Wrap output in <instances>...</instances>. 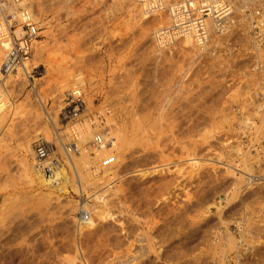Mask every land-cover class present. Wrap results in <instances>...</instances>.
<instances>
[{"label":"rangeland","instance_id":"obj_1","mask_svg":"<svg viewBox=\"0 0 264 264\" xmlns=\"http://www.w3.org/2000/svg\"><path fill=\"white\" fill-rule=\"evenodd\" d=\"M29 1L30 11L33 10L41 29L42 38L34 47L39 49L33 50L28 78L15 73L12 79H5V86L0 84L1 94L8 101L6 107L0 108V218L3 220L0 221V264H119V261L130 264L134 258L137 259L133 264H220L222 261L211 258L213 252H221L226 245V228L242 246L238 249L242 256L235 260L236 251L232 252L231 258L221 264H264V201L259 197L264 192V159L263 165L257 159L259 153L264 156L261 129L264 71L255 70L257 59L246 32L234 24L223 27L213 34L216 39L209 41L205 52L197 45L198 48H192L195 52L189 48V53L187 47L179 44L170 53L174 62L168 57L171 63H166L167 72H163V69L156 71L151 60L156 50V43L151 39L157 29L153 26L156 22L143 25L144 28L137 25L124 15L121 7L117 8L118 0L112 2L115 5L109 2L113 8L108 2L92 0ZM37 52L41 55L34 57ZM68 74L74 75L72 80L76 78L74 84L84 86L78 93L83 96L85 107L87 98L92 99L94 108L90 116L111 103L107 106L116 114V127L125 125L123 128L131 141L124 177L109 183L101 181L96 189L92 186L82 194L76 186L79 178L69 169L68 159L60 150H56L55 157L64 165L69 180L61 190H58L59 182L44 184L32 171L29 176L21 161L24 154H29L22 147L31 145L34 150V145L43 137L44 141L56 144L49 119L61 120L59 115L73 85H69ZM138 121L144 128L134 131L132 125ZM169 127H173L172 131ZM246 154L253 166V176L249 186H240V195L233 201ZM27 158L30 160V155ZM158 166L164 167L161 175L155 172ZM97 196H104L101 199L107 203L110 218L105 212L103 217L108 220L103 222L101 217L100 225L85 228L81 224L82 211L89 212L87 208L96 205ZM84 202L89 206L82 207ZM239 223L243 224V230L237 227ZM146 250L150 252L148 257H141ZM156 253L162 258L166 256L165 260H159ZM194 253L199 261L193 259ZM182 254L183 257H178Z\"/></svg>","mask_w":264,"mask_h":264},{"label":"bare ground","instance_id":"obj_2","mask_svg":"<svg viewBox=\"0 0 264 264\" xmlns=\"http://www.w3.org/2000/svg\"><path fill=\"white\" fill-rule=\"evenodd\" d=\"M70 0H68L69 2ZM93 2H96V3H99V2H108V5H111L112 2H116L117 0H92ZM109 2H111L109 4ZM184 0H118L116 3L117 4H120V5H116L117 8L118 7H121L123 9V13L124 15L126 16H129L133 22L137 23V25L139 24V26L142 25H147L149 23H155L153 26H157V29L154 30V33L152 34L153 37H151V39L153 40V42L156 43V50L154 51V55L151 57V60L152 62H154V66H155V69L156 71H159L163 69V72H167L166 71V63H168L169 61L167 60L168 57H171L172 55L170 54L171 51L173 50H176V48L179 46V44H181L182 46L180 47H183V45L185 46V49L186 47L191 50L194 51V48L195 46L199 47V45L201 46V50H204V49H207L208 47V44H209V41H213L214 39V35L213 34H217L219 33L218 31H220L221 29H223V27L221 26V24H219L218 22H216L214 19L212 18H207L205 19L203 22H204V31L206 33V40H203L201 39V37L199 36V30L196 29L195 26H193V24L190 26V27H187L186 29H182L179 25H178V21L177 19L180 18V13H181V10L179 8V4L183 3ZM33 3V2H32ZM107 4V3H106ZM114 4V3H112ZM115 5V4H114ZM112 6V5H111ZM115 6V8H116ZM19 7H25L27 8L29 11H30V1L28 2V0H23L20 4H19ZM44 7V6H43ZM113 8V6H112ZM114 8V9H115ZM119 8V9H121ZM121 9V10H122ZM263 9H264V5H263ZM117 10V9H116ZM115 10V11H116ZM120 10V11H121ZM33 11V10H32ZM30 11L31 15H32V18L33 20L36 22V19H35V16L33 14V12ZM119 12V11H118ZM46 15V14H45ZM112 15V14H111ZM126 16V17H127ZM198 16H194V18H197ZM125 18V17H124ZM128 18V17H127ZM131 19H128V20H131ZM38 20V19H37ZM120 20V19H119ZM127 20V21H128ZM194 20H197V19H193L192 21ZM242 19H240L241 21ZM131 22V21H130ZM126 23V22H125ZM124 23V24H125ZM37 24V22H36ZM134 24V23H132ZM245 24V25H243ZM38 25V24H37ZM235 25V24H234ZM242 26H237V27H241L242 31L243 32H248L247 33V36H248V42L250 43L251 45V48H253L252 46V42L250 40V34H249V29H250V24L245 22V23H242L241 24ZM232 26V24H231ZM150 27V26H149ZM144 28V27H143ZM153 28V27H152ZM156 28V27H154ZM227 28V27H226ZM229 28V27H228ZM147 30V29H145ZM144 30V31H145ZM149 31V30H147ZM225 31V30H224ZM231 31V30H230ZM229 31V32H230ZM153 32V31H152ZM151 33V32H150ZM222 33V32H221ZM227 33V31H226ZM225 33V34H226ZM149 35V34H147ZM230 35V34H229ZM218 36V35H217ZM149 38V37H148ZM219 38V37H218ZM222 39V38H221ZM38 42V41H37ZM37 42H34V44L32 45V52H31V55L29 56V58L25 61L24 63V66L20 67L17 69V71H6V70H3V65H4V58H5V55L6 53L4 52L2 46H1V43H0V63L3 61V63H1L0 65V78H2V81H0V84L1 86H5V79L8 78V79H12L13 78V74L17 73V74H21L26 76L25 78H28L29 77V73L31 71V64H30V58L33 56V50L37 49V46L36 48L34 49L35 47V44ZM218 42V41H217ZM154 43V44H155ZM196 44V45H195ZM37 45V44H36ZM178 45V46H177ZM203 45V46H202ZM212 45V44H211ZM197 47V48H198ZM206 47V48H205ZM254 48H256L254 46ZM39 49V48H38ZM37 49V50H38ZM147 49V48H146ZM182 49V48H180ZM184 49V50H185ZM190 49L189 52L190 53ZM145 50V49H144ZM244 50V48H243ZM180 51V50H179ZM178 51V52H179ZM192 51V52H193ZM182 52V51H181ZM180 52V53H181ZM186 52V54H188ZM191 54H195L194 52ZM201 52V51H199ZM205 52V50H204ZM146 53V52H145ZM169 53V54H168ZM178 53V54H180ZM256 53H257V58L264 62V50H256ZM173 54V57H175V53H172ZM185 54V55H186ZM200 54V53H199ZM41 54H39V52H37L35 54L34 57H37V56H40ZM171 55V56H170ZM180 56V55H179ZM187 56V55H186ZM138 57V56H137ZM178 57V56H177ZM148 58V57H147ZM172 59V57L170 58V60ZM183 59V58H182ZM194 59V58H193ZM244 59V58H243ZM173 60V59H172ZM171 60V62H172ZM169 62V63H171ZM174 62V60H173ZM177 62V61H176ZM175 62V63H176ZM190 62V61H189ZM168 63V65H169ZM214 63V62H213ZM189 65V64H188ZM213 65V64H212ZM172 66V65H171ZM178 66H179V63H178ZM152 67V66H151ZM169 67V66H168ZM174 68V67H173ZM172 68V69H173ZM171 69V68H170ZM184 69V68H183ZM130 70V69H129ZM168 70V68H167ZM50 71V70H49ZM128 71V70H127ZM194 71V70H193ZM207 71V70H206ZM264 71V68H262L261 72ZM67 72V71H66ZM65 72V73H66ZM126 72V71H125ZM179 72V71H178ZM48 73V72H47ZM72 73V72H71ZM161 73V71H160ZM174 73V72H173ZM182 73V72H181ZM251 73V72H250ZM256 73V72H255ZM260 73V72H259ZM264 73V72H263ZM49 74V73H48ZM47 74V75H48ZM135 74V73H134ZM133 74V75H134ZM149 74V73H148ZM164 74V73H162ZM161 74V75H162ZM190 74V73H189ZM262 74V73H261ZM128 75V74H127ZM136 75V74H135ZM167 75V74H165ZM263 75V74H262ZM145 76V75H144ZM164 76V75H163ZM170 76V75H168ZM172 76V75H171ZM68 82H69V85L75 81V79L72 80V78L74 77V75L72 74H68ZM174 78V77H173ZM204 78V77H203ZM202 78V79H203ZM136 79V78H135ZM164 79V78H163ZM168 79V78H167ZM178 79V78H176ZM128 80H129V77H128ZM138 80V79H137ZM174 80V79H173ZM180 80V79H179ZM262 80V79H261ZM121 81V80H120ZM143 81V80H142ZM257 81V79H256ZM26 82V81H25ZM113 82V81H112ZM123 82V81H122ZM132 82V81H131ZM134 84V82H132ZM169 83V82H168ZM200 83V82H199ZM264 83V82H263ZM80 84V83H79ZM74 84L73 85L71 84L70 88H72V90L70 91V94H74V92H78L79 89H83L84 90V86L81 87V84ZM83 84V83H82ZM130 84V83H129ZM92 85V84H91ZM124 85V84H123ZM137 85V83H136ZM165 85V84H164ZM194 85V84H193ZM201 85V84H200ZM122 86V85H121ZM127 86V85H126ZM135 86V84H134ZM139 86H141V83L139 84ZM256 86V85H255ZM164 87V86H163ZM6 88V87H4ZM117 88V87H116ZM115 88V90H117ZM133 88V86H132ZM137 89V87H134ZM133 88V89H134ZM139 88V87H138ZM181 88V87H180ZM261 88V87H260ZM264 88V87H263ZM124 89V88H123ZM164 89V88H163ZM140 90V88H139ZM138 90V91H139ZM148 90V89H147ZM259 90V89H258ZM260 90H263V89H260ZM259 90V91H260ZM82 92V90H80ZM134 91V90H133ZM159 91V90H158ZM172 91V90H171ZM258 91V92H259ZM3 92V91H2ZM125 92V91H124ZM131 92V91H130ZM137 92V91H136ZM156 92V91H155ZM183 92V91H182ZM185 92V91H184ZM4 93V92H3ZM133 93V92H132ZM138 93V92H137ZM179 93V92H177ZM261 93V92H260ZM263 93V92H262ZM157 94V93H156ZM259 94V93H257ZM132 95V94H131ZM134 96L136 94H133ZM159 95V94H158ZM133 96V98H134ZM146 96V95H145ZM154 96V95H153ZM157 96V95H156ZM175 96V95H174ZM88 97V96H86ZM143 97V96H142ZM160 97V96H159ZM158 97V98H159ZM162 97V96H161ZM160 97V98H161ZM184 97V96H182ZM156 99V97H154ZM153 98V99H154ZM152 99V98H151ZM162 99V98H161ZM160 99V101H161ZM179 99V98H178ZM255 99V98H254ZM172 100V99H171ZM264 100V99H263ZM5 98L3 97V95L1 94V91H0V108L2 107H6V104L8 103V101H5ZM87 107H85L83 113L76 119L74 120H71L67 123V126H63V123H61V120H59V122L55 119H49L50 122H51V126L53 127V129L51 130L55 135V138H54V141L56 144H54V142L52 141V144L51 143V146L53 148V157L56 158L57 156L55 155L56 154V150H60L61 151V154H63L66 158V164L68 167H70L69 169L73 172V174L79 178V184L77 183V189L79 190L80 194L83 193V191L86 192V190L92 186L96 187L98 186V183L101 182V181H107L108 183L112 180H121L124 176H123V173H124V169H125V164L127 163V160L128 159V149L130 147V144H131V141H130V136L127 135L126 133V129L123 128L125 127V125H123V127L121 126H118L116 127V122H114V117H116L114 115V112L113 110L111 109V107L107 106L108 104H111V103H107L106 106L104 105L100 110L98 109L97 113H95L96 115L94 116H90L92 114H89L90 112H92L93 108H94V103L92 101V99L90 97L87 98ZM140 101V100H139ZM149 101V100H148ZM157 101V99H156ZM155 101V102H156ZM187 101V100H186ZM256 101V100H255ZM39 102L40 104L42 105V108L43 110L45 111L46 110V107L43 103V101L41 99H39ZM171 102V101H170ZM185 102V101H184ZM188 102V101H187ZM137 103V102H136ZM169 103V102H168ZM190 103V102H189ZM188 103V104H189ZM193 103V102H192ZM146 104V103H145ZM152 104V103H151ZM158 104V103H157ZM173 104V103H172ZM182 104V103H181ZM211 104V103H210ZM209 104V105H210ZM4 105V106H3ZM8 105V104H7ZM112 105V104H111ZM140 105V103H139ZM154 105V103H153ZM162 110L165 111V109L162 107V103H160ZM180 105V104H179ZM65 106V105H64ZM147 106V105H146ZM150 106V105H149ZM186 106V105H185ZM264 106V105H263ZM134 107V106H133ZM142 107V106H141ZM151 107V106H150ZM180 107V106H179ZM182 107V106H181ZM180 107V108H181ZM195 107V106H194ZM125 108V107H124ZM131 108V107H130ZM135 108V107H134ZM138 108V107H137ZM147 108V107H146ZM149 108V107H148ZM183 108V107H182ZM188 108V107H187ZM172 109V108H171ZM63 110V109H62ZM157 110V109H156ZM161 110V109H160ZM159 110V111H160ZM161 110V111H162ZM182 110V109H181ZM185 110V109H184ZM125 111V109L123 110ZM135 111V110H134ZM162 111V112H164ZM169 111V110H168ZM167 111V112H168ZM178 111V109H177ZM183 111V110H182ZM200 111V110H199ZM62 112V111H61ZM94 112V111H93ZM130 113V111H128ZM137 112V111H136ZM135 112V113H136ZM184 112V111H183ZM49 113V112H48ZM126 113V112H125ZM173 113V112H172ZM176 113V112H175ZM61 114V113H60ZM137 114V113H136ZM163 114V113H162ZM171 114V113H170ZM179 114V113H178ZM118 115V114H117ZM161 115V114H160ZM175 115V114H174ZM173 115V116H174ZM209 115V114H208ZM51 116V115H50ZM60 116V115H59ZM138 116V115H137ZM164 116V115H163ZM166 116V115H165ZM170 116V115H169ZM183 116V114H182ZM213 116V115H212ZM134 117V116H133ZM136 117V116H135ZM134 117V118H135ZM140 117V116H139ZM51 118V117H50ZM53 118V117H52ZM99 118H102L103 121H100ZM123 118V117H122ZM163 118V117H162ZM155 119V118H154ZM157 119V118H156ZM169 119V118H168ZM178 119V118H177ZM47 120V119H46ZM55 120V121H54ZM172 120V118H171ZM57 121V122H56ZM137 120H135L136 122ZM143 121V120H142ZM145 121V120H144ZM143 121V123H144ZM181 121V120H180ZM188 121V120H187ZM262 121V120H260ZM73 122H75L73 124ZM139 122V121H138ZM134 123V125H132L135 130L134 131H141L143 130L144 128V124L142 122H139V123ZM124 123V122H123ZM159 123V122H158ZM226 123V122H225ZM262 123V122H261ZM70 124V125H69ZM133 124V123H132ZM136 124V125H135ZM161 124V123H160ZM180 124V123H179ZM260 124V123H259ZM262 127L261 129H263L264 131V123H262ZM118 125V124H117ZM70 126V127H68ZM146 126V125H145ZM47 127V126H46ZM256 127V126H255ZM152 128V127H151ZM157 128V127H156ZM159 128V127H158ZM173 127H169V129ZM186 128V127H185ZM194 128V127H193ZM47 133L48 134H51L49 128H47ZM132 130V129H131ZM148 130V129H147ZM156 130V129H155ZM171 130V129H170ZM212 130V129H211ZM162 131V130H160ZM172 131V130H171ZM174 131V130H173ZM182 131V130H181ZM258 131V130H257ZM261 130V134L263 132ZM196 132V131H195ZM251 132V131H250ZM256 132V130H255ZM44 133V132H43ZM129 133V132H128ZM136 133V132H135ZM159 133V131H158ZM183 133V132H182ZM201 133V132H200ZM208 133V132H207ZM41 134V133H40ZM45 134V133H44ZM133 134V132H132ZM172 134V133H171ZM202 134V133H201ZM210 134H211V131H210ZM260 134V135H261ZM48 136V135H47ZM51 136V135H50ZM42 138V137H40ZM44 138L40 141H38L34 146V150L32 149L31 145L30 147H27L26 149L24 147H22L24 150V153L28 152L30 155V160H28L27 156L24 154H22V166L24 167V171L25 173L29 174L31 171L33 174H35L36 177H38V179L42 182V183H52V182H59L60 183V189L58 190H61L62 188L61 187H66L67 185V182H69L68 178H67V170L65 172V169H64V165L61 163L60 160H58V158H56V161H45L42 165H39V161H38V157H37V153H36V147L37 145L43 143V142H46L44 141ZM137 138V137H135ZM142 138V137H141ZM39 139V138H38ZM200 138H198V141H199ZM203 139V138H202ZM261 140V139H260ZM29 141V140H28ZM50 141V140H48ZM145 141L148 142V140L146 139ZM144 141V142H145ZM180 141V140H179ZM250 141V140H249ZM96 142H98L96 144ZM259 142V141H258ZM27 144V143H26ZM31 144V143H29ZM139 145V144H138ZM180 145V144H179ZM27 146V145H26ZM132 146V145H131ZM187 146V145H186ZM75 147V148H74ZM190 147V146H189ZM247 147V146H246ZM253 148V147H252ZM264 148V147H263ZM262 149V148H261ZM257 150V149H255ZM58 152V151H57ZM138 152V151H137ZM146 152V151H145ZM259 152V151H258ZM256 152V154L258 153ZM196 153V152H195ZM60 154V155H61ZM250 154V153H249ZM61 155V156H63ZM252 155V154H251ZM250 155V156H251ZM56 156V157H55ZM253 156V155H252ZM259 156V157H258ZM257 156V159H258V162L259 164L262 162V165H263V157L260 153L258 154ZM171 157V156H170ZM186 157V156H185ZM176 158V157H175ZM63 159V157H62ZM61 159V160H62ZM113 160V162L111 164H108V165H105V162L106 161H109V160ZM137 159V158H136ZM140 159V158H139ZM147 159V158H146ZM186 159V158H185ZM188 159V158H187ZM191 159V158H190ZM20 160V159H19ZM51 160V158H50ZM171 160V159H170ZM254 160V159H252ZM195 161V160H194ZM191 160V162H194ZM250 157L249 155L244 157V161H243V170H239L240 173V178H239V183L238 185L235 187L236 189L234 190L233 192V195H232V200L234 201V199L236 200L238 195H240V186L242 184H245L247 186H249L250 184V178L253 176V166H252V163L250 162ZM181 162V161H180ZM196 162V161H195ZM194 162V163H195ZM193 163V165H195ZM255 163V162H254ZM51 165L52 166V172H53V175L54 177H52V179H50L48 181V179L45 178V176L41 173L42 170H41V166L43 165ZM162 164V162H161ZM258 165V164H257ZM40 166V167H39ZM137 167V166H136ZM197 167H200V166H197ZM155 172L157 171L158 175H161V172L163 173L164 171V167L163 166H158L157 168H155ZM199 169V168H198ZM128 170V169H127ZM264 170V169H263ZM150 172V170H149ZM153 172V171H152ZM154 172V173H155ZM175 172V171H174ZM31 173V175H32ZM167 172H165L166 174ZM20 174V173H19ZM169 174V173H168ZM26 175V174H25ZM154 175V174H153ZM156 175V173H155ZM163 175V174H162ZM30 176V174H29ZM126 176V175H125ZM17 177V176H16ZM19 177V176H18ZM28 179V178H27ZM15 180V179H14ZM21 180V179H20ZM55 180V181H54ZM8 181V180H7ZM163 181V180H162ZM248 181V182H247ZM4 182V181H3ZM26 182V181H25ZM194 182V181H193ZM232 182V181H231ZM54 183V184H55ZM118 183V182H117ZM218 183V182H217ZM248 183V184H246ZM12 184V183H11ZM29 184V183H28ZM53 184V185H54ZM72 184V183H71ZM76 184V183H75ZM9 185V184H8ZM31 185V184H29ZM52 185V186H53ZM116 185V184H115ZM171 185V184H170ZM264 185V184H263ZM11 186V185H10ZM51 186V187H52ZM74 186V185H72ZM124 186V185H123ZM205 186V185H204ZM3 187V186H2ZM130 187V186H129ZM10 188V187H9ZM145 188V187H144ZM161 188V187H160ZM231 188V187H230ZM243 188V186H242ZM261 188V187H260ZM73 189V188H72ZM131 189V188H130ZM57 190V191H58ZM66 189H64V192H65ZM129 190V189H127ZM126 190V191H127ZM132 190H135L134 188ZM74 191H75V188H74ZM73 191V192H74ZM89 191V190H88ZM97 191V190H96ZM95 191V192H96ZM121 191V190H120ZM149 191V190H148ZM229 191V190H228ZM118 192V191H117ZM122 192V191H121ZM124 192V191H123ZM140 192V191H139ZM137 192V193H139ZM143 192V191H142ZM141 192V193H142ZM262 192V191H261ZM39 193V192H38ZM49 193V192H48ZM113 193V192H111ZM131 193V192H130ZM133 193V192H132ZM160 193V191H159ZM200 193V192H199ZM86 194V193H85ZM134 194V193H133ZM131 194V195H133ZM147 194V193H146ZM153 194V193H152ZM173 194V193H172ZM256 194V193H255ZM261 194V195H260ZM260 194H257L256 197L258 195H260L259 197H262L261 200L264 201V192L263 193H260ZM49 195V194H47ZM140 195V193H139ZM33 196V195H32ZM88 196V195H87ZM126 196V195H125ZM148 196V195H147ZM187 196V195H186ZM49 197V196H48ZM104 196H97L95 199V201L97 202L95 206H89L86 202L82 203L81 206L82 207H86V206H89L87 209H90L89 212L84 210L82 211V220H81V224L84 225L85 228H93L95 226V224H99L100 223L98 222V220L102 217L104 219V214H108L109 216L107 217L108 219L110 218V214L108 213V207L107 206V203L104 202V199H101L103 198ZM240 197V196H239ZM246 197V196H245ZM255 197V196H254ZM259 197H257V199H260ZM6 198V197H5ZM33 198V197H32ZM126 198V197H125ZM124 198V199H125ZM138 198V197H137ZM145 198V197H144ZM46 199V198H45ZM101 199V200H100ZM240 199V198H239ZM255 199V200H257ZM17 200V198L15 199ZM13 200V201H15ZM113 200V199H112ZM232 200H230V202L232 203ZM245 200V198H244ZM259 200V201H261ZM7 201V200H5ZM10 201V200H9ZM26 201V200H25ZM24 201V202H25ZM45 201V200H44ZM126 201V200H125ZM196 201V200H195ZM210 201V200H209ZM258 201V200H257ZM262 201V202H263ZM221 202V201H219ZM242 202V201H241ZM245 201H243L242 203H244ZM256 202V201H255ZM210 203V202H209ZM240 203V202H239ZM241 203V204H242ZM253 201H251V204L250 205H253L252 204ZM264 203V202H263ZM20 204V203H19ZM23 204V203H22ZM21 204V205H22ZM127 204V203H126ZM139 204V203H138ZM220 204V203H219ZM225 204V203H224ZM228 204V203H226ZM230 204V203H229ZM3 205V204H2ZM11 205H13V203H11ZM26 205V204H25ZM118 205V204H117ZM128 205V204H127ZM208 205V204H207ZM206 205V206H207ZM243 205V204H242ZM246 205V203H245ZM259 205V204H258ZM18 205H16L15 207H17ZM215 206V205H214ZM221 206V205H220ZM248 206V205H246ZM245 206V207H246ZM117 207V206H116ZM129 207H131L129 205ZM135 207V206H134ZM201 207V206H200ZM222 207V206H221ZM227 207V206H226ZM224 207V208H226ZM5 208V206H4ZM71 208V207H70ZM112 208V207H111ZM202 208V207H201ZM208 210L209 207H206ZM249 208V206H248ZM9 209V208H8ZM12 209V208H11ZM10 209V210H11ZM16 209V208H15ZM18 209H20L18 207ZM122 209V208H121ZM127 209V208H126ZM247 209V208H246ZM254 209V208H253ZM258 209V208H257ZM3 210H6V209H3ZM9 210V211H10ZM21 210H23L21 208ZM130 210V209H129ZM134 210V209H133ZM201 210V209H200ZM206 210H203V211H206ZM238 210V209H237ZM250 210H251V207H250ZM263 210V209H262ZM8 211V210H7ZM8 211V213H9ZM13 211V210H12ZM11 211V212H12ZM18 211V210H17ZM222 211V210H220ZM249 211V210H248ZM247 211V212H248ZM253 211V210H252ZM14 212V211H13ZM16 212V211H15ZM106 212V213H105ZM110 212V211H109ZM178 212V211H177ZM207 212V211H206ZM205 212V213H206ZM236 212V210H235ZM246 212V211H244ZM254 212V211H253ZM2 214V212H0ZM18 213V212H17ZM60 213V212H59ZM128 213V212H127ZM203 213V212H202ZM226 213V212H225ZM237 213V212H236ZM240 214V213H239ZM245 214V213H244ZM255 214V213H254ZM19 215V214H18ZM130 215V213H129ZM190 215V214H189ZM204 215V214H203ZM208 215V214H207ZM221 215V214H220ZM225 215V214H224ZM16 216V215H15ZM104 216V217H103ZM147 216V215H146ZM153 216V215H152ZM234 216V215H233ZM232 216V217H233ZM238 216V214L236 215ZM241 216V215H240ZM248 216V215H247ZM245 216V217H247ZM10 217V216H9ZM13 217V216H12ZM219 217V216H218ZM227 217V216H226ZM229 217V216H228ZM242 217V216H241ZM264 217V216H263ZM107 218H105L106 220H108ZM197 218H199L197 216ZM205 218V217H204ZM237 218V217H236ZM252 218V217H251ZM1 219V218H0ZM5 219H7L5 217ZM102 219V220H103ZM105 219L103 222H105ZM231 219V218H230ZM229 219V220H230ZM248 219V218H247ZM259 219V218H258ZM101 220V222H102ZM220 220V219H219ZM218 220V222H219ZM241 220V219H240ZM249 220V219H248ZM0 221H3L2 219ZM223 221V220H222ZM226 221V220H225ZM7 222V221H6ZM91 222V223H89ZM155 222V220H154ZM153 222V224H154ZM170 222V221H169ZM172 222V221H171ZM213 222V221H212ZM224 222V221H223ZM222 222V223H223ZM245 222V221H243ZM248 222V221H247ZM121 223V222H120ZM141 223V222H140ZM151 223V222H150ZM221 223V222H220ZM221 223V224H222ZM227 223V222H225ZM232 223V221H231ZM238 223V222H237ZM246 223V222H245ZM261 223V221H260ZM259 223V224H260ZM3 224V223H2ZM5 224V223H4ZM122 224V223H121ZM216 224V223H215ZM81 225V226H82ZM86 225V226H85ZM94 225V226H93ZM103 225V224H102ZM199 225V224H198ZM208 225V224H207ZM241 225V226H240ZM247 225V224H246ZM245 225V226H246ZM255 225V224H253ZM9 226V225H8ZM97 226V225H96ZM188 226V225H187ZM193 226V225H192ZM195 226V225H194ZM197 226V224H196ZM221 226V225H220ZM224 226V225H223ZM83 227V229H84ZM100 227V226H99ZM198 227V226H197ZM222 227V226H221ZM227 227V226H226ZM240 230H243V224L242 223H239L238 226H237ZM252 227V226H251ZM263 227V226H262ZM148 228V227H147ZM185 228V227H184ZM190 228H193V227H190ZM189 228V230H190ZM201 228V227H200ZM199 228V229H200ZM215 228V227H214ZM264 228V227H263ZM82 229V228H81ZM95 229V228H94ZM97 229V228H96ZM187 229V228H186ZM196 229V228H195ZM220 229V228H218ZM238 229V230H239ZM253 229V228H252ZM255 229V227H254ZM149 230V229H148ZM239 230V231H240ZM249 230V229H248ZM258 231V228L256 229ZM256 230L254 232H256ZM262 230V229H260ZM264 230V229H263ZM8 231V230H7ZM84 231V230H83ZM89 231V230H88ZM87 231V232H88ZM210 231V230H209ZM218 231V230H217ZM228 229L226 228L225 232L227 233V238H226V245L225 246H222V251L219 253H214L213 252V257L211 259H215V260H219V261H222L221 263L223 262H226L227 260H229L231 257L229 254H231L232 252H235L236 253V256H235V260H239V258H241V254L240 252L238 251V249H241L240 247V243L237 242V240H235L234 236H231L232 234H229L228 232ZM238 231V233H239ZM250 231V230H249ZM248 231V232H249ZM252 231V230H251ZM91 232V231H89ZM88 232V233H89ZM131 232V231H130ZM129 232V233H130ZM136 232V231H135ZM143 232V231H142ZM201 232V231H200ZM241 232V231H240ZM253 232V231H252ZM87 233V234H88ZM182 233V232H181ZM258 233V232H257ZM92 234V233H91ZM135 234V233H134ZM137 234V233H136ZM201 234V233H200ZM260 234V233H259ZM14 235V234H13ZM94 235V234H93ZM203 235V234H202ZM239 235V234H238ZM257 235V234H255ZM263 235V234H262ZM92 236V235H91ZM144 236V235H143ZM166 236V235H165ZM191 236V235H190ZM209 236V235H208ZM244 236L243 234L241 235V237ZM248 236V235H247ZM252 236V235H251ZM264 236V235H263ZM98 237V236H97ZM245 237V236H244ZM35 238V237H34ZM141 238V237H140ZM144 238V237H143ZM142 238V239H143ZM248 238V237H246ZM253 238V237H252ZM243 239V238H242ZM258 239V238H257ZM193 240V239H192ZM221 240V239H220ZM244 240V239H243ZM40 241V240H39ZM63 241V240H62ZM242 241V240H241ZM223 244V241H221ZM244 241H242L243 243ZM247 242V241H246ZM256 242V241H255ZM35 243V242H34ZM94 243V242H93ZM105 243V242H104ZM103 243V244H104ZM208 243V242H207ZM249 243V242H248ZM253 243V242H252ZM72 244V243H71ZM210 244V243H208ZM250 244V243H249ZM75 245V244H74ZM89 245V244H88ZM198 245V244H197ZM200 245V244H199ZM219 245V244H218ZM243 245V244H242ZM253 245V244H252ZM95 246V245H94ZM217 246V245H216ZM244 246V245H243ZM247 246V245H246ZM5 247V246H4ZM101 247V246H100ZM148 247V246H146ZM179 247V246H178ZM186 247V246H185ZM240 247V248H239ZM149 248V247H148ZM200 248H201V245H200ZM204 248V246H203ZM208 248V247H207ZM218 248V247H217ZM252 248V247H251ZM255 248V247H254ZM95 249V248H94ZM98 249V248H97ZM104 249V248H103ZM192 249V248H191ZM205 249V248H204ZM221 249V247H220ZM151 250V249H149ZM149 250H146L145 252L144 251H141L143 254L141 257H144V256H147L148 257V254L150 253ZM190 250V249H189ZM207 250V249H205ZM204 250V252H205ZM216 250V248L214 249ZM188 251V249H187ZM192 253L193 251L195 252V250H191ZM203 251V250H202ZM213 251V250H212ZM177 252V251H176ZM210 252V251H209ZM218 252V251H217ZM106 253V252H105ZM191 253V255H192ZM203 253V252H202ZM208 253V252H207ZM211 253V252H210ZM78 254V252H77ZM160 253H156L155 255L157 256V258L160 260V259H163L165 260L164 258H166V256L164 258H162V255L160 257L159 255ZM176 254V253H174ZM180 254V253H179ZM184 254V253H183ZM183 254L181 256H178V257H183ZM187 254V253H186ZM186 254H184V256H186ZM199 254V253H198ZM212 254V253H211ZM233 254V253H232ZM252 254V253H251ZM177 255V254H176ZM190 256V254H188ZM197 255V254H196ZM203 255V254H202ZM254 254H252L251 256H253ZM77 256V255H76ZM116 256V255H115ZM114 256V257H115ZM168 256V255H167ZM195 256V253L193 254V257ZM204 256V255H203ZM205 256L207 257V255L205 254ZM204 256V257H205ZM245 256V255H244ZM250 256V258H252ZM255 256V255H254ZM171 257L170 255L167 257L169 258ZM198 257V256H197ZM201 257V256H200ZM209 258L211 257L210 255L208 256ZM249 257V254L248 256ZM75 258V257H74ZM91 258V257H90ZM89 258V259H90ZM93 258V257H92ZM118 259V257H116ZM127 258V257H125ZM192 258V257H191ZM199 258V257H198ZM198 258H193V259H197ZM203 258V257H202ZM249 258V259H250ZM76 259V258H75ZM74 259V261H75ZM94 259V258H93ZM137 258H134L133 261H136ZM183 259V258H182ZM200 259V258H199ZM211 259L209 260L211 262ZM248 259V258H247ZM248 259V260H249ZM256 259V258H255ZM261 259V258H260ZM115 260V258H114ZM123 260V259H121ZM173 260V259H172ZM176 260V259H175ZM203 260V259H202ZM258 260V259H257ZM58 261V260H57ZM117 261V260H116ZM125 260H123L124 262ZM127 261V259H126ZM133 261L130 263V264H133ZM184 261V260H183ZM199 261V260H198ZM208 261V262H209ZM113 262V261H112ZM115 262V261H114ZM122 262V263H123ZM130 262V261H129ZM169 262V261H168ZM179 262V261H178ZM185 262V261H184ZM192 262V261H191ZM194 262V261H193ZM197 262V261H196ZM207 262V263H208ZM209 262V263H210ZM151 263V262H150ZM189 263V262H188ZM203 263V261H202ZM206 263V262H205ZM204 263V264H205ZM220 263V264H221ZM88 264V263H87ZM90 264V263H89ZM118 264V263H116ZM119 264H121V262L119 261ZM124 264V263H123ZM127 264V263H126ZM143 264V263H142Z\"/></svg>","mask_w":264,"mask_h":264},{"label":"built area","instance_id":"obj_3","mask_svg":"<svg viewBox=\"0 0 264 264\" xmlns=\"http://www.w3.org/2000/svg\"><path fill=\"white\" fill-rule=\"evenodd\" d=\"M22 1L0 0V43L6 53L3 65V70L6 71H17L18 68L24 66L25 61L31 55L32 45L42 38L41 29L33 20L31 12L25 7H19ZM263 5L264 0H184L179 4L181 17L177 19V23L182 29L193 24L199 30V36L203 40H206L203 21L207 18L214 19L225 28L231 26L230 24L242 26V23H249V36L253 54L257 59L255 70L261 71L264 68V62L257 58L256 50H264ZM194 16L198 17L194 18ZM193 19L197 20L192 21ZM84 109L85 103L81 93L74 92L73 95L69 93L65 107L60 114L61 123H68L78 118ZM99 120L103 121L102 118ZM36 153L39 165L45 161H56L53 157L51 143L47 141L37 145ZM112 162V159L106 161L105 165ZM40 168L48 181L54 177L51 165L45 164Z\"/></svg>","mask_w":264,"mask_h":264}]
</instances>
